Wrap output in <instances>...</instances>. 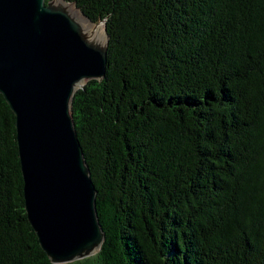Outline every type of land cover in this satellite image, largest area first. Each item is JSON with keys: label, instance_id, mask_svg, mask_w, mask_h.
<instances>
[{"label": "trees", "instance_id": "trees-1", "mask_svg": "<svg viewBox=\"0 0 264 264\" xmlns=\"http://www.w3.org/2000/svg\"><path fill=\"white\" fill-rule=\"evenodd\" d=\"M65 1L109 36L72 105L105 241L68 264H264V0ZM0 264H53L1 94Z\"/></svg>", "mask_w": 264, "mask_h": 264}, {"label": "water", "instance_id": "water-1", "mask_svg": "<svg viewBox=\"0 0 264 264\" xmlns=\"http://www.w3.org/2000/svg\"><path fill=\"white\" fill-rule=\"evenodd\" d=\"M62 1L0 0V94L15 115L27 218L53 264L92 257L105 241L72 105L105 78L109 36ZM73 5L104 25L105 40Z\"/></svg>", "mask_w": 264, "mask_h": 264}, {"label": "bare ground", "instance_id": "bare-ground-1", "mask_svg": "<svg viewBox=\"0 0 264 264\" xmlns=\"http://www.w3.org/2000/svg\"><path fill=\"white\" fill-rule=\"evenodd\" d=\"M56 3H63V1L62 0H56ZM66 7H69L70 5H72V4H64ZM72 15L73 16H75L76 18H80V19H84V20H86L83 16H82V14H81V12L75 7V5H73L72 6ZM87 21V20H86ZM88 22V21H87ZM89 23V22H88ZM90 24V23H89ZM99 27L98 26H94V25H92V24H90V36H92V35H96V36H98V34H99ZM103 38H104V40H105V34L103 33Z\"/></svg>", "mask_w": 264, "mask_h": 264}, {"label": "rangeland", "instance_id": "rangeland-1", "mask_svg": "<svg viewBox=\"0 0 264 264\" xmlns=\"http://www.w3.org/2000/svg\"><path fill=\"white\" fill-rule=\"evenodd\" d=\"M98 27H100L101 26V29H102V33H104V25L103 24H101V25H97Z\"/></svg>", "mask_w": 264, "mask_h": 264}]
</instances>
